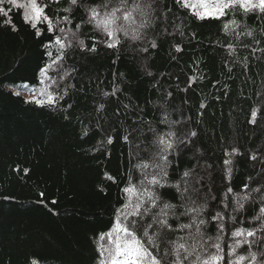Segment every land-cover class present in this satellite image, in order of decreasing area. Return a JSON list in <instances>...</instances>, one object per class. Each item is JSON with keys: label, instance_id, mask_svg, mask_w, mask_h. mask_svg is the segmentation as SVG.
Listing matches in <instances>:
<instances>
[{"label": "trees", "instance_id": "trees-1", "mask_svg": "<svg viewBox=\"0 0 264 264\" xmlns=\"http://www.w3.org/2000/svg\"><path fill=\"white\" fill-rule=\"evenodd\" d=\"M165 2L173 8L168 13L163 4L160 6L166 32L164 25L157 24L143 42L121 35V44L108 48L104 34L85 26L80 38L87 47L95 40L97 50L81 51L75 46L68 50L65 61L52 66L49 75L60 86L49 91L63 96L55 107L25 103L32 100L25 97L29 91L16 85L40 87L39 71L51 62L45 53L51 51L53 58L57 55L55 46L46 49L45 45L59 33L49 34L46 26L38 25L44 30L37 37L15 9L10 19L17 31L3 25L0 17V264H97V246L107 244V238L100 241L99 235L115 222L116 210L125 202L121 188L128 186L130 148L122 137L132 121L123 117L124 104L136 112L143 108L142 119L150 122L159 121L160 106L164 105L170 120L181 121L174 126L178 136L197 133L189 143L180 144L179 154L171 157L170 179L175 182L183 171L195 168L197 178L203 180L200 200L207 201L205 216L223 211L221 201L228 187L239 192L245 183L264 185V52L251 51L253 47L264 48V25L257 26L250 15L247 23L255 27L253 37L237 40L235 33L224 35L220 21H198L172 0ZM54 8L52 5L47 11ZM76 16L77 20L83 16V10ZM176 25L181 26L179 30ZM193 32L197 39H191ZM153 38L158 43L155 49L149 43ZM218 39L231 42L235 55L228 56ZM175 44L181 46V52L175 51ZM140 47L148 51L141 52ZM225 60L233 69L231 73L224 67ZM65 70L72 75L61 82L59 77ZM189 76L196 78L191 88ZM114 86L120 91L106 101L101 131L96 128L94 102L102 99V91L111 92ZM17 91L18 96L14 95ZM168 92L172 96L166 99ZM201 103L205 108H200ZM118 109L121 116H116ZM253 110L257 112L255 123H249ZM85 126L90 131L82 139ZM160 128L167 130L163 125ZM108 136L113 138L111 145L106 142ZM101 139L105 141L103 148L93 152ZM234 148L238 154H232ZM251 155L257 159H249ZM140 156L146 160L149 153L141 152ZM225 160L231 163L225 165ZM139 179L140 173L134 172L133 184ZM162 191L165 199L174 193L169 188ZM128 196L134 198L135 193ZM228 199L231 201V195ZM246 209L226 224L222 241L226 251L227 244L234 243L231 231L255 226L251 217L259 204H246ZM208 231L214 237L215 225ZM247 249L242 245L237 255L247 256Z\"/></svg>", "mask_w": 264, "mask_h": 264}, {"label": "snow or ice", "instance_id": "snow-or-ice-1", "mask_svg": "<svg viewBox=\"0 0 264 264\" xmlns=\"http://www.w3.org/2000/svg\"><path fill=\"white\" fill-rule=\"evenodd\" d=\"M172 3L174 6L186 9V14L195 17L198 21H220L224 35L231 36L235 33L237 40L241 36L253 37L255 27L247 23L250 15L255 17L257 26L264 25V0H197L196 3L192 0H172ZM161 4L168 13L173 12V8L168 7L165 0H119V3H114L113 0H26L23 3L19 0H0V17L4 18L2 24L11 26L12 31L18 30L10 19V14L15 9L20 13L23 22L35 30L37 37H40L44 30L38 25L46 26L49 34L59 33L45 45L46 49L55 46L57 55L53 58L51 51L45 53L51 62L46 63L39 71L40 87L35 88L28 83L16 85L32 94L33 99L25 103H35L37 107L46 105L55 107L58 100L63 99V96L55 91H49L53 86L56 88L60 86L57 79L49 75V70L53 65L65 61L68 50L75 46L81 51L97 50L95 40L91 47H87L85 40L80 38L79 34L84 31L85 26H91L97 32L103 33L107 37L104 43L108 48L118 47L121 44V35L132 42H143L147 39L149 31L154 30L157 24L164 25L161 18L165 13L161 11ZM52 5H55L54 10L47 11ZM80 9L83 10V16L77 20L76 14ZM62 25L73 27L66 28ZM180 27L176 25L177 30ZM164 28L166 32V25ZM238 28L242 30L237 33ZM166 34L172 35V33ZM180 35L185 34L180 31ZM191 39H197L195 32L191 33ZM253 42L260 43L259 40ZM149 43L153 49L158 47L155 38ZM217 43L223 44L228 56L235 55L236 49L231 42L218 39ZM243 47L247 48L249 45L244 44ZM174 49L177 53L182 51L179 44H175ZM138 50L147 52L148 48L140 47ZM251 51L253 54L257 51L264 52V48L253 47ZM246 61L247 57H245V70L248 68ZM224 67L229 73L233 70L227 60L224 61ZM72 71L65 70L59 80L64 81L72 75ZM147 74L153 75L151 71ZM195 81L194 76H189L188 87L191 88ZM181 90L186 91V89ZM119 91L120 89L115 86L111 92L102 91V99L94 102L97 129L103 131L102 121L106 120V101L110 96H116ZM19 94L18 91L14 92V95ZM171 96L172 93L168 92L166 99ZM123 108L125 121L129 119L132 121L122 137L123 142L130 148L129 170L126 173L128 186L121 188L124 194L122 199L125 202L117 208L115 222L107 232L99 235L100 241L107 238V244L97 246L96 250L99 253L97 264H242L245 260H248L249 264H264V185L252 187L249 183H245L239 192H234L232 187H228L221 201L223 211L205 216L207 201L200 200L203 180L197 178L195 168L183 171L175 182L170 179V169L173 164L171 157L179 154L180 144L189 143L190 138L195 137L197 133L192 131L183 138L178 136L174 126L181 121L170 120L164 105L160 106L159 121L151 122L142 119L143 108L139 112L129 104H124ZM200 108H205V105L201 103ZM121 115L118 109L116 116ZM256 116L257 112L253 110L249 123H255ZM67 118L66 116L65 119ZM160 125L165 126L167 130H161ZM89 131L90 129L85 126L81 138L88 136ZM106 142L111 145L113 138L108 136ZM104 143L105 141L101 139L92 151L101 150ZM132 148H135V152ZM141 152L149 153L146 160L140 156ZM232 154H238L237 149H232ZM228 155L229 153L225 151V156ZM133 159L136 160L135 163H132ZM249 159L255 161L257 156L251 155ZM224 163L228 165L231 161L225 160ZM261 171L264 172V169ZM25 172L27 173V169ZM134 172L140 173V179L135 184H133ZM228 172L230 174L231 169H228ZM105 175L108 179L114 180L107 173ZM166 188L174 189V193L167 199L164 198L162 191ZM130 192L135 193L134 198L128 196ZM229 195L231 201L228 199ZM212 199H215V196ZM246 204H259L258 212L251 217V222L255 226L240 227L231 231L230 238L234 243H228L226 251L222 246L224 234L227 232L226 224L229 220L236 219V213L246 212L248 210ZM257 221L258 224L255 223ZM211 225L216 227L214 237L208 231ZM242 245L248 246L247 256L237 255L236 250ZM209 248L215 251L209 252ZM33 264L36 262L33 261Z\"/></svg>", "mask_w": 264, "mask_h": 264}, {"label": "rangeland", "instance_id": "rangeland-1", "mask_svg": "<svg viewBox=\"0 0 264 264\" xmlns=\"http://www.w3.org/2000/svg\"><path fill=\"white\" fill-rule=\"evenodd\" d=\"M19 2H23V0H19ZM25 2H26V0H25ZM103 34V33H102ZM50 71V70H49ZM25 97L27 98V99H33V96H32V94L29 92V93H26L25 94Z\"/></svg>", "mask_w": 264, "mask_h": 264}]
</instances>
